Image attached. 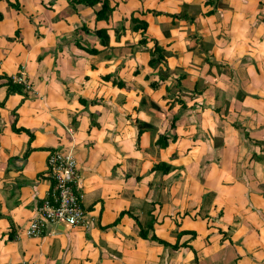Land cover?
<instances>
[{
    "label": "crops",
    "instance_id": "1",
    "mask_svg": "<svg viewBox=\"0 0 264 264\" xmlns=\"http://www.w3.org/2000/svg\"><path fill=\"white\" fill-rule=\"evenodd\" d=\"M101 1L0 0V264H264V0ZM53 149L87 220L26 236Z\"/></svg>",
    "mask_w": 264,
    "mask_h": 264
},
{
    "label": "built area",
    "instance_id": "2",
    "mask_svg": "<svg viewBox=\"0 0 264 264\" xmlns=\"http://www.w3.org/2000/svg\"><path fill=\"white\" fill-rule=\"evenodd\" d=\"M9 78L26 90L30 88L20 75ZM46 167L51 184L23 230L26 236H37L50 224L76 226L85 225L87 220V212L81 205L83 193L79 173L71 150H50L46 157Z\"/></svg>",
    "mask_w": 264,
    "mask_h": 264
},
{
    "label": "trees",
    "instance_id": "3",
    "mask_svg": "<svg viewBox=\"0 0 264 264\" xmlns=\"http://www.w3.org/2000/svg\"><path fill=\"white\" fill-rule=\"evenodd\" d=\"M74 1L77 2V3H82L84 5L92 6V5H94L95 3H97V2H99L101 0H74ZM108 10L109 9L107 8V1L102 0L101 1V8L96 11L95 17L96 18H100V17L104 18V17H106V14L108 13ZM96 33L100 34V30H96ZM160 52H161V48L159 46H157L156 44L153 45V49L151 50V55L153 56L154 54H156V58H161V56L159 57ZM149 61H150V59H149ZM7 82H8V87H10V88H12V87L19 88L20 84H18L16 82H12L10 78H7ZM138 233H139V235L141 237H145V232H143L142 230H141V232H138ZM171 246L174 247V248L178 247V245H176V244H172Z\"/></svg>",
    "mask_w": 264,
    "mask_h": 264
},
{
    "label": "rangeland",
    "instance_id": "4",
    "mask_svg": "<svg viewBox=\"0 0 264 264\" xmlns=\"http://www.w3.org/2000/svg\"><path fill=\"white\" fill-rule=\"evenodd\" d=\"M224 73L227 74V75H228V74H229V75L231 74V72H229V71H227V70H226ZM229 75H228V77H230ZM230 78H231V77H230ZM231 79H232V80H230V81L228 82V85H229L230 87H232V85H234V84L236 83V81L233 80V78H231ZM263 194H264V192H263ZM244 197H245L246 199L248 198V199L250 200V197H249V196H246L245 194H244ZM263 198H264V196H263ZM250 207H251V206H250ZM252 222H253V223H258L257 221H256V222H255V221H252ZM236 254H237V253H236ZM236 254H235V255H236ZM243 254H245V255H243V256L241 257V259H245L244 261H246V260L249 261V260L253 257V255H254L253 253H249V254L243 253ZM240 255H241V254H240ZM256 256H257V254H256ZM261 261H264V259H262ZM242 264H243V263H242Z\"/></svg>",
    "mask_w": 264,
    "mask_h": 264
}]
</instances>
